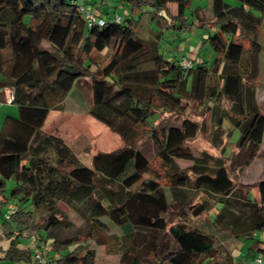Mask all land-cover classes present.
I'll list each match as a JSON object with an SVG mask.
<instances>
[{
  "label": "trees",
  "instance_id": "trees-1",
  "mask_svg": "<svg viewBox=\"0 0 264 264\" xmlns=\"http://www.w3.org/2000/svg\"><path fill=\"white\" fill-rule=\"evenodd\" d=\"M105 1L94 0L90 8L85 0H0V70L6 48L11 102L18 108V115H6L0 126V203L13 199L9 204L15 205L8 218L9 204L0 211L2 234L10 239L0 264H38L32 260V246L16 247L20 237L30 241L31 235L36 246L48 245L44 264H94L97 251L87 241L105 244V217L122 231L106 234L125 246L120 261L126 264H221L218 257L228 234L241 243L251 239L257 251L254 262L258 256L264 259V180L236 187L221 159L206 152L193 155L185 142L197 134V122L184 117L169 124L165 136L152 124L157 110L179 112L183 100L204 99L217 127L222 116L217 101L228 99L238 106L235 126L241 136L236 143L240 149L247 144L244 163L253 161L264 138V112L256 108L250 82L261 51L255 39L260 16L250 8L264 11V0H213V15L200 11L191 22L185 15L189 0H124L128 11L119 20L116 13H97L103 22L88 23L80 7L97 12ZM169 3L175 4L174 11ZM192 25L211 28L206 40L222 56L219 72L217 58L206 67L196 57L191 68H184L186 49L162 43L166 31L174 37ZM242 40L250 46L244 47ZM91 50L107 51L108 61L91 69L84 56ZM82 82L91 88V117L110 130L117 124H149L146 138L138 145L124 142L90 153L91 141L84 133L66 140L42 130L48 111L66 110ZM156 155L169 168L166 188L144 177ZM174 158L191 164L170 171ZM99 176L104 180L98 185ZM252 187L258 189V199L249 194ZM198 190L216 196L212 206L191 202ZM212 207L201 227L185 225L186 214L196 217ZM176 210L184 218L169 225ZM77 218L85 227L76 226ZM228 254L229 264H238Z\"/></svg>",
  "mask_w": 264,
  "mask_h": 264
},
{
  "label": "rangeland",
  "instance_id": "rangeland-1",
  "mask_svg": "<svg viewBox=\"0 0 264 264\" xmlns=\"http://www.w3.org/2000/svg\"><path fill=\"white\" fill-rule=\"evenodd\" d=\"M83 1L84 0H77L79 4H83ZM93 1L94 0H85L84 4L86 7L93 8ZM224 1L231 4H236L238 2L237 0ZM100 6L101 9L97 10V13H101L104 16H112L115 13L123 16L128 11V5L124 0H106ZM171 6H173V4H171ZM213 7V0H189V5L185 9V15L191 22L197 20V14L205 9H211L210 13L213 15ZM143 8L142 10H144ZM250 12L260 16V23L257 28L255 39L261 45V51L258 56L257 75L250 82L255 87L254 98L257 104L256 108L258 111L264 112V11L260 12L250 8ZM134 16L135 18H138V14ZM152 25H157V23L153 22ZM210 31V27H195L194 25L186 28L179 34L176 32L174 37L171 36L168 31H166L164 33V37L162 38V43L165 45V48L169 47L172 49H175L176 45L186 49H188L190 46V50L184 54L181 59L183 57L190 59L192 64L194 62L192 60L196 59V57H199L201 60H204V66L211 67L217 58L219 61L216 68L217 72H219L220 68L222 67L223 59L221 55H217V53L211 48L209 42L206 40V35ZM242 42L244 47L247 48L250 46L249 41L242 40ZM42 45L45 48L50 49L48 43L43 42ZM180 51L183 52V49ZM84 56L90 61L91 69H94L95 65L97 64L106 63L109 59V54L105 50L101 52L91 50L88 54H84ZM77 60L81 62L82 58H77ZM1 62L2 67L0 70V79L11 83L12 80L9 76H7L6 73L8 64V51L6 48L1 52ZM90 102L91 88L82 82L81 86L75 88L70 100L68 103H66V110L50 109L48 111L45 120V126L43 127L45 129L50 128L51 131L56 132V135L61 136L66 140L72 138L80 132L86 134L91 141L89 149L90 153H93L97 150L114 149L122 145L124 142L138 145L143 139L146 138V132L144 130L150 127L149 124L134 125L130 127L117 124L113 130H110L106 125L95 120L88 113L87 110L89 108ZM182 102L184 104V109L182 111L180 110L179 112L176 110H157L158 117L152 122V124L157 128L160 135L165 136L166 127L169 124H179L184 117H187L197 122L199 126L197 134L185 142L193 155L199 156L203 152H206L213 157L221 159L224 162L227 172L233 179L236 187H242L243 185L240 183V181L246 182L248 178L264 180V138H262L260 149L258 150L254 160L246 167L244 162L246 158L245 149L247 144L245 145L244 149H240L236 143L241 136V132L240 128L235 126V121L240 117L238 113V106L235 103L224 98L217 101V104H219L222 108V116L220 126L216 127L214 121L210 120L209 108L207 106V102L205 103L204 99L188 101L183 100ZM208 104L211 105L210 102ZM5 114L17 116V105L15 103L0 101V119L3 116V120ZM2 120L0 122V126ZM62 126L64 127L62 128ZM43 127L42 130H45ZM174 161L175 164L170 168V171L176 168H185L191 164V161L181 158H174ZM161 162L162 160L160 156L156 155L150 162V166L144 173V177L155 178L162 188H166L169 185L170 179L169 168L167 165H162ZM210 162L212 163L213 161L210 160ZM187 174L192 177L190 171H188ZM103 180L104 178L99 176L96 178V183L99 185L103 182ZM197 192V195L193 197L191 201L192 203L196 201H203L207 203V205L212 206L216 197L212 192H207L205 190H198ZM251 193H253L252 189L249 191V194ZM12 201L13 199H10V202ZM8 204L9 203L6 202L0 203V211H7ZM213 207L208 211L202 212L196 217L186 214V218L182 217L184 214L181 215L179 213L180 210H176L175 214L169 218V225L175 224L176 222H181V220L184 218L185 223H187L185 225L190 227H201L204 217L214 210ZM60 208L64 212L68 213V215L71 216L70 218H74L73 212L66 204L60 203ZM102 219L106 223L103 230L107 234H122L120 228L109 222L107 217ZM76 226L81 228L85 227L84 222L78 218L76 219ZM106 233L105 244H96L93 241L86 240L90 246H94L96 248L97 258L94 264H124L125 261H120V257L125 246L123 247L121 242L110 238ZM227 238L229 243L226 241V249L224 254L218 257V260L221 264L230 263L228 253L234 256V260L238 264H255L254 257L257 255V251L253 248L251 239L241 243V241L239 242L238 240L233 239L231 236L229 238V234L227 235ZM227 250L229 252H227ZM29 264L34 263L29 262Z\"/></svg>",
  "mask_w": 264,
  "mask_h": 264
},
{
  "label": "built area",
  "instance_id": "built-area-1",
  "mask_svg": "<svg viewBox=\"0 0 264 264\" xmlns=\"http://www.w3.org/2000/svg\"><path fill=\"white\" fill-rule=\"evenodd\" d=\"M80 10L82 12H84V15L86 17V20L88 21V23H94L97 22L99 24H101L103 22V20L101 18H98L96 16L97 12L94 10H91L90 8H84V7H80ZM115 20H119L120 16L119 15H115L114 16ZM181 64L184 68L189 69L191 68V60L187 59V58H182L181 59ZM3 92L5 95V101L10 102L13 98V87L12 85L9 86H4L3 87ZM15 210V205L14 204H9V211L4 214L5 218H8L9 215ZM36 239L33 235L30 236V246H32V260L38 264H44L45 263V259H46V252L48 250V245H41V246H36L35 245ZM255 262L256 264H264V259H262L261 256H258L255 258Z\"/></svg>",
  "mask_w": 264,
  "mask_h": 264
},
{
  "label": "crops",
  "instance_id": "crops-1",
  "mask_svg": "<svg viewBox=\"0 0 264 264\" xmlns=\"http://www.w3.org/2000/svg\"><path fill=\"white\" fill-rule=\"evenodd\" d=\"M171 4H173V6H171ZM169 7H170V9L172 10V11H174V9H175V4L174 3H170L169 4ZM210 10L211 9H205V10H203L202 11V13H204L205 15H207V16H212V14L210 13ZM210 13V14H209ZM194 47V46H193ZM190 46H189V48L188 49H186V50H184V54H186L189 50H190ZM179 49L180 50H182V49H184L183 47H179ZM183 54V55H184ZM196 54V53H195ZM197 56V55H196ZM7 85H9V86H11V83H8L7 81L5 82L4 80H1L0 79V101H5V95H4V92H3V87L4 86H7ZM5 102H7V101H5ZM10 103H12L11 101H10ZM55 110H59V109H55ZM7 114H5V116H6ZM17 115H18V108H17ZM3 116H4V114H3ZM3 116L1 117V119H0V122H1V120H2V118H3ZM47 117V116H46ZM46 120V119H45ZM43 126H45V121H44V124H43ZM42 126V127H43ZM61 127V126H60ZM64 126H62V128H63ZM44 128V127H43ZM45 129V128H44ZM44 131H46V132H49V133H56V132H54V131H51L50 130V128H46ZM80 133H82V132H80ZM77 135V134H76ZM75 135V136H76ZM61 137V136H60ZM74 137V136H73ZM72 137V138H73ZM72 138H70V139H72ZM70 139H67V140H70ZM110 150V149H109ZM254 160V159H253ZM248 166V165H247ZM246 166V167H247ZM259 180V179H258ZM253 181H256V179H249L248 178V180H246V182H244V181H240V183H243V184H249V183H251V182H253ZM252 189V192L253 193H251L252 194V196L254 197V198H256V199H258L259 198V192H258V189L256 188V187H252L251 188ZM7 203H10V201L9 202H7ZM15 230H14V234H15ZM9 240L10 239H8V238H6V237H4L3 236V234H2V228H1V226H0V256H2L3 254H4V250L5 249H7L8 248V246H9ZM30 246V241L28 240V239H25V238H19L18 239V241H17V245H16V247L18 248V249H24V250H26L28 247ZM29 261V260H28ZM2 263L3 264H29V262H23V261H18V262H14V261H2ZM31 263V262H30ZM33 263V262H32Z\"/></svg>",
  "mask_w": 264,
  "mask_h": 264
}]
</instances>
